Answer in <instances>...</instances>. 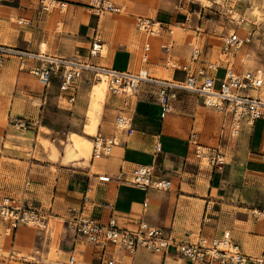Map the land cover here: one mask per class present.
I'll list each match as a JSON object with an SVG mask.
<instances>
[{
    "label": "crops",
    "instance_id": "0c3cea01",
    "mask_svg": "<svg viewBox=\"0 0 264 264\" xmlns=\"http://www.w3.org/2000/svg\"><path fill=\"white\" fill-rule=\"evenodd\" d=\"M41 1L0 0L1 45L85 62L98 33L104 52L90 60L96 66L117 72L147 70L158 79L184 80V71L165 67L168 59L195 70L216 64L217 84L224 78L219 73L224 68L225 75L228 58L222 53V42H213L215 35L206 31L197 11L175 12L160 7L158 0L150 1L157 9L146 16L158 21L159 12H164L160 22L174 29L172 36L164 32L151 39L137 30L136 19L141 16L131 14L139 13L143 2L111 0L122 14L97 17L89 10L91 0H59L67 3L64 13L44 12ZM20 21L27 24L20 25ZM58 22L60 30H56ZM170 42L173 47L166 54L161 45ZM146 44L152 46L147 63L142 60ZM194 48L200 50L196 62L192 61ZM232 57L231 66L237 72L263 71L237 69ZM28 65L20 68L12 58L0 66V203L31 205L52 216L47 230L21 226L11 236L5 235L0 221V264H67L73 254L79 264H99L95 246L77 236L68 224L69 209L82 206L87 189L92 202L87 213L102 223L114 218L120 228L134 230L143 221L181 242L221 237L228 231L246 256L264 260V219L254 215L264 211V165L260 161L264 117L253 125L243 121L234 137L229 116L207 107L199 96L181 93L172 112L163 118L160 86L145 83L136 97L108 92L94 135L86 131L94 93L91 75L85 74L75 102L69 103L60 98L58 80L53 79L45 89L30 74L29 68L36 63ZM244 94L264 100V88ZM120 115L132 118L131 131L116 128ZM20 118L29 121L27 130L13 126ZM97 134L117 139L112 154L101 159H93L92 152L88 159L77 157L72 137L90 142L93 150ZM194 142L206 153L219 150L224 166L214 168L196 159ZM152 164L160 176L172 181V190L143 191L116 181L121 172L130 174L137 166ZM101 177L109 181L102 182ZM105 258L116 264H192L172 247L163 254L140 251L130 256L109 246Z\"/></svg>",
    "mask_w": 264,
    "mask_h": 264
},
{
    "label": "built area",
    "instance_id": "2783aa9c",
    "mask_svg": "<svg viewBox=\"0 0 264 264\" xmlns=\"http://www.w3.org/2000/svg\"><path fill=\"white\" fill-rule=\"evenodd\" d=\"M241 1V0H240ZM248 2L249 0H243ZM89 10L97 17L106 14H121L122 9L111 0H91ZM41 9L46 13H64L67 3L59 0H42ZM202 12L199 13L201 18ZM227 18L237 27L246 25L245 15L238 12L236 6H231L226 11ZM137 30L151 39L160 38L164 32L170 36L174 29L160 21L138 17L136 19ZM20 25L27 22L20 21ZM61 23L56 24V30H60ZM185 29V28H184ZM198 28V32H201ZM252 35L240 36L232 31L221 37L222 53L226 57L228 67L224 78L217 88L215 76L218 66L209 64L207 67L195 70L192 66H183L171 60H165V67L174 71H184V80H163L152 77L147 70L137 73L117 72L115 70L99 67L90 62L91 59L103 56L104 42L102 36L95 34L89 49V58L85 62H70L62 58L48 56L44 53H33L28 50L11 48L0 44V66L7 59H16L20 68L29 67L30 62H35L29 68L30 74L36 76L39 83L45 89L52 85L53 79L59 81L60 98L74 103L77 97L78 85L84 79L85 74H90L93 82H100L105 76L107 90L115 96L136 97L143 84H156L160 86L158 93L159 105L162 109V117L170 114L173 105L181 93H190L203 99L207 107L213 108L224 116L231 118V128L234 137H237L243 121L253 125L264 117V100L249 97L246 91H260L264 88V71L240 73L231 66V56L239 52L244 46L250 44ZM173 43L161 45V50L168 54ZM151 44H146L142 60L149 61ZM200 56V50L194 48L192 61L196 62ZM13 126L17 130H27L29 121L15 119ZM116 128L119 131H131L132 118L120 115L116 119ZM193 138L195 136H192ZM118 145L114 137H105L97 134L93 137V159H101L112 154ZM194 155L198 160L208 162L214 168H221L225 161L219 150L204 152L197 143H193ZM160 151V147L157 148ZM264 165V154L260 156ZM100 181L108 182L109 178L101 177ZM118 183L129 185L143 191L156 190L167 192L173 189L171 180L158 174L157 168L152 165H140L132 173L121 172L117 177ZM91 190L87 189L83 197V204L79 208L69 209L70 218L68 224L75 234L87 243L95 246L99 257V264H116L113 260L105 258L106 249L109 246L124 250L128 255L134 256L140 251L153 254H163L169 248H174L181 258L192 264H264L263 259L246 256L240 246L232 239L230 232H225L221 237H202L196 242H181L167 237L164 230L150 227L140 221L134 230L120 228L114 218L102 223L87 211L92 204L90 200ZM254 215L264 219V211H255ZM52 214L45 210L34 208L31 205L14 206L9 201L0 203V221L5 225V235L11 236L21 226L47 230L48 222ZM67 264H79L76 255H71Z\"/></svg>",
    "mask_w": 264,
    "mask_h": 264
},
{
    "label": "rangeland",
    "instance_id": "374dc122",
    "mask_svg": "<svg viewBox=\"0 0 264 264\" xmlns=\"http://www.w3.org/2000/svg\"><path fill=\"white\" fill-rule=\"evenodd\" d=\"M150 1L152 0H134V2L143 3H141L139 13L131 12V14L152 20L155 19V17L146 16L151 10L157 9L156 6L153 8L150 5ZM158 2L160 7L166 6L174 8L175 12L197 11L198 14L202 12L201 20L205 21L206 31H212L213 35H215L213 38L215 44H221V36L233 30L241 35L251 34V43L233 55L232 61L234 67L240 70L264 71V0H249L248 2H244L243 0H158ZM231 6H236L238 12L245 15L247 19L246 25L237 27L234 23L230 22L227 18L226 11ZM130 7L132 8V4H130ZM163 13L161 11L159 12L156 17L158 21H164ZM223 76L224 68H221L219 78L222 79ZM96 85H98V82H95L93 86L94 93H92V102L89 111V124L86 126V131H92L94 135L98 128V113L101 112L106 102V96L108 95L107 86L104 89ZM220 86L221 84L218 83L217 88ZM72 140L75 149L78 151L77 157H85L88 159L92 152L91 143L79 139L77 136H73Z\"/></svg>",
    "mask_w": 264,
    "mask_h": 264
},
{
    "label": "bare ground",
    "instance_id": "6f19581e",
    "mask_svg": "<svg viewBox=\"0 0 264 264\" xmlns=\"http://www.w3.org/2000/svg\"><path fill=\"white\" fill-rule=\"evenodd\" d=\"M106 81H107V78H106L105 76H103V77H102V80H101V81L98 83V85H96V86H99V87H101V88L106 89V86H107Z\"/></svg>",
    "mask_w": 264,
    "mask_h": 264
}]
</instances>
